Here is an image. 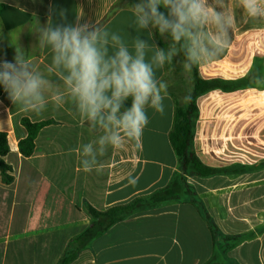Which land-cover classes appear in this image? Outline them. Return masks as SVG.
Returning <instances> with one entry per match:
<instances>
[{
    "label": "crops",
    "instance_id": "1",
    "mask_svg": "<svg viewBox=\"0 0 264 264\" xmlns=\"http://www.w3.org/2000/svg\"><path fill=\"white\" fill-rule=\"evenodd\" d=\"M119 1L0 0V60L13 61L21 48L50 82L39 112L13 104L6 92L0 96V131L8 134L6 161L15 176L10 185L0 176V264H58L68 242L92 223L88 206L105 211L130 203L168 187L181 173L169 139L175 109L169 91L163 114L146 109L149 123L138 140L107 147L90 171L82 166V146L103 131L89 128L63 81L48 71L51 52L39 46L37 30L51 5L66 10L69 23L78 17L129 43L142 35L158 44L156 35L129 28L133 7H115ZM221 3L234 18L230 42L216 59L198 65L200 76L240 80L253 72L260 78L256 87L216 89L198 98L195 149L207 166L233 170L187 176L195 195L131 214L71 264H264V18H250L240 0ZM53 20L60 22L58 15ZM165 73L164 66L156 77L163 80ZM23 119L51 122L38 133L31 157L19 151L27 136ZM193 200L217 229L215 238Z\"/></svg>",
    "mask_w": 264,
    "mask_h": 264
},
{
    "label": "clouds",
    "instance_id": "2",
    "mask_svg": "<svg viewBox=\"0 0 264 264\" xmlns=\"http://www.w3.org/2000/svg\"><path fill=\"white\" fill-rule=\"evenodd\" d=\"M240 5L250 18H264V0H240ZM132 7L129 28L170 38L167 48L150 44L142 35L129 43L119 33L78 17L69 23L66 10H54L51 5L46 23L37 30L39 46L51 52L48 71L63 81L89 128L103 131L97 141L82 146L86 171L92 170L98 153L107 147L119 148L125 139H139L149 123L147 108L164 113L168 85L156 77L157 69L181 55L186 70L210 63L230 42L234 18L223 10L221 0H135ZM0 85L13 104L36 112L45 107L50 82L21 48L16 47L13 61L0 60Z\"/></svg>",
    "mask_w": 264,
    "mask_h": 264
},
{
    "label": "trees",
    "instance_id": "3",
    "mask_svg": "<svg viewBox=\"0 0 264 264\" xmlns=\"http://www.w3.org/2000/svg\"><path fill=\"white\" fill-rule=\"evenodd\" d=\"M127 6L132 7V5ZM115 7H118V5ZM168 39L170 40V38ZM157 41L160 47H164L161 39L157 38ZM181 57L183 58L182 55ZM166 66L167 64H165V68ZM191 70L192 89L182 101L178 99V95L175 92L169 91L175 103L174 121L169 139L177 156L181 173H178L174 177V180H172L168 187L148 196L138 197L130 203L113 206L105 211H99L92 206H88L87 212L93 219L92 223L82 234L72 238L68 242L67 248L60 257L58 264H71L74 262L83 250L90 247L94 239L103 235L115 224L126 220L131 214L145 208L156 207L167 201L180 200L184 196L195 195L192 187L187 183V176L210 177L233 170L207 166L198 156L195 149L196 126L199 119L197 101L200 96L216 89L234 91L240 88L256 87V79L258 80L260 76L250 72L240 80H226L222 78L204 79L199 74L198 65H194ZM3 92V86L0 85V96ZM130 102V100L127 102L129 106ZM50 123V121L33 123L29 119L22 120V124L27 129V136L21 139L18 144L19 151L23 156L31 157L34 154L38 133L44 126ZM9 152L8 134L0 131V176L2 182L6 185L12 184L15 179L13 167L6 161V156ZM243 168L245 169L246 167ZM192 202L208 221L215 238L217 236V229L205 213L201 203L197 200H193Z\"/></svg>",
    "mask_w": 264,
    "mask_h": 264
},
{
    "label": "rangeland",
    "instance_id": "4",
    "mask_svg": "<svg viewBox=\"0 0 264 264\" xmlns=\"http://www.w3.org/2000/svg\"><path fill=\"white\" fill-rule=\"evenodd\" d=\"M135 0H120L118 2V6H127L132 5ZM158 39H161L164 47L167 48L171 41L164 36H160L158 33L156 34ZM183 58L177 57L171 64H167L166 73L162 81H164L167 85V91H173L178 95V99L180 101L189 93L192 89V70H186L181 61Z\"/></svg>",
    "mask_w": 264,
    "mask_h": 264
}]
</instances>
